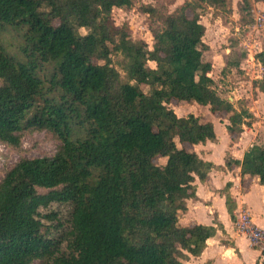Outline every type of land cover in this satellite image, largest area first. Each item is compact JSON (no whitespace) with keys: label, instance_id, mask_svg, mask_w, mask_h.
Segmentation results:
<instances>
[{"label":"trees","instance_id":"16d2710c","mask_svg":"<svg viewBox=\"0 0 264 264\" xmlns=\"http://www.w3.org/2000/svg\"><path fill=\"white\" fill-rule=\"evenodd\" d=\"M226 4L189 0L168 14L146 6L150 49L113 18L133 0H0V141L19 147L31 130L61 140L54 155L22 158L0 182V264H183L202 253L216 227L183 226L179 215L214 164L186 145L217 136L212 121L170 104L228 114L233 138L251 126L248 108L219 95L204 58L199 9ZM11 32L22 38L16 52L3 41ZM255 56L264 93V50ZM237 163L264 185V144ZM53 204L71 208L68 227L48 224ZM227 205L232 213L229 195Z\"/></svg>","mask_w":264,"mask_h":264},{"label":"rangeland","instance_id":"374dc122","mask_svg":"<svg viewBox=\"0 0 264 264\" xmlns=\"http://www.w3.org/2000/svg\"><path fill=\"white\" fill-rule=\"evenodd\" d=\"M189 0H133L130 8H114L113 18L117 26H128L130 35L135 40H144L150 49L153 47L154 37L150 30L151 17L144 11L146 6H153L164 14L171 13ZM191 15V12H188ZM200 20L205 25L203 37L207 44L204 52L206 61L211 62L210 76L219 95L229 99L237 108L244 106L253 114L251 126H244L245 130L252 128L258 131V138L264 144V93L261 92L256 81L262 76L260 67L255 61L246 60L247 42H256V50H264V24L257 23L256 16H264V7L256 5L255 0H227L225 7L213 8L204 6L199 9ZM86 33V29L80 30ZM7 48L16 52L22 38L15 32L3 35ZM121 56L114 54L112 60L125 76L118 65ZM239 63L238 66L235 64ZM150 67L156 63L149 61ZM146 92L149 87L144 86ZM171 107L179 116L194 113L203 120L212 117L217 122L228 120V114H213L209 107L196 102L187 103L178 100L171 102ZM229 121V120H228ZM61 145V140L47 131L31 130L22 133L21 145L14 147L0 141V182L6 171L13 167L22 158H37L54 155ZM166 161V158H162ZM160 163V159H155ZM49 211H55L57 219L50 220L48 224L56 231L64 223L68 227L70 207L53 204ZM44 212H47L44 210ZM56 228V229H55Z\"/></svg>","mask_w":264,"mask_h":264},{"label":"crops","instance_id":"0c3cea01","mask_svg":"<svg viewBox=\"0 0 264 264\" xmlns=\"http://www.w3.org/2000/svg\"><path fill=\"white\" fill-rule=\"evenodd\" d=\"M256 2V1H255ZM264 7L263 2H256ZM258 50L254 51V55ZM256 58V57H255ZM257 59V58H256ZM209 107V106H207ZM216 140L206 141L187 148L197 152L204 160L214 164L207 179L195 178V196L186 199V209L179 215L183 226L213 225L217 231L207 239V244L199 256L188 255L183 264H264L260 252L250 245L248 239L238 234L234 228L235 214L241 208L251 213L253 221L264 228V185L257 176L242 175L241 162L245 153L255 144H261L258 131L243 130L236 138L230 135L228 120L217 122L212 117ZM164 158V157H162ZM160 158V163L165 160ZM230 160V166L227 165ZM227 195L233 201V212H229Z\"/></svg>","mask_w":264,"mask_h":264},{"label":"built area","instance_id":"2783aa9c","mask_svg":"<svg viewBox=\"0 0 264 264\" xmlns=\"http://www.w3.org/2000/svg\"><path fill=\"white\" fill-rule=\"evenodd\" d=\"M256 21L257 23L264 24V16L257 15ZM245 46H246V55H247L246 60L251 62L252 61L257 62L260 67V71L263 74V67L261 63L255 58L256 56L254 55V51L257 48L256 42L254 43L247 42ZM233 224L235 231L238 234L245 236L248 239L250 245L258 249L261 255V259L264 262V228L258 226L253 221L251 213L246 208H241L237 211V213L235 214V219Z\"/></svg>","mask_w":264,"mask_h":264}]
</instances>
